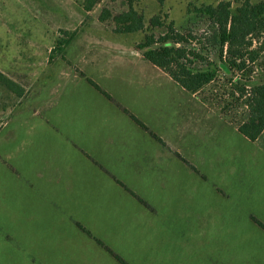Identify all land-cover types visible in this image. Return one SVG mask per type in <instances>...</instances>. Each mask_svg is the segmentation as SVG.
<instances>
[{"label":"rangeland","instance_id":"obj_1","mask_svg":"<svg viewBox=\"0 0 264 264\" xmlns=\"http://www.w3.org/2000/svg\"><path fill=\"white\" fill-rule=\"evenodd\" d=\"M84 1L0 0V264H264V132L248 139L147 60L143 32L101 22L127 0ZM204 2L136 7L184 30ZM250 68L264 82V50ZM231 81L209 96L242 120Z\"/></svg>","mask_w":264,"mask_h":264},{"label":"trees","instance_id":"obj_2","mask_svg":"<svg viewBox=\"0 0 264 264\" xmlns=\"http://www.w3.org/2000/svg\"><path fill=\"white\" fill-rule=\"evenodd\" d=\"M137 1L140 0H127L128 9L115 14L110 9H103L99 19L112 24L116 33L143 32V38L135 46L147 60L168 73L184 89L219 108L245 137L258 139L264 132V82L249 83L247 70L252 71L248 69L249 63L255 62L264 50V0L190 3L187 10L189 24L183 27L184 30L175 27L168 13L159 12L146 20L136 7ZM99 2L85 0L83 7L91 11ZM158 2L162 5L164 0ZM200 22L206 24L204 39L192 37L196 40L193 43L190 31ZM254 39L260 45L252 48ZM64 43L58 40L60 48ZM237 72L240 78L243 75V80L230 77ZM221 73L232 80L229 91L224 90L221 95L231 96L236 103L241 101L246 114L242 120L230 117L229 103L222 104L213 92L209 96L210 84L217 81ZM3 76L0 72V79ZM138 123L144 126L142 122Z\"/></svg>","mask_w":264,"mask_h":264},{"label":"crops","instance_id":"obj_3","mask_svg":"<svg viewBox=\"0 0 264 264\" xmlns=\"http://www.w3.org/2000/svg\"><path fill=\"white\" fill-rule=\"evenodd\" d=\"M110 24V23H109ZM158 67V66H157ZM164 71V70H163ZM183 88V87H182ZM17 96L19 95L20 96V98L21 99H23L24 97H26V96H24L25 94H23L21 91H17L16 93H15ZM194 94V93H193ZM195 95H197V94H195ZM198 96V95H197ZM204 102V101H203ZM206 103V102H205ZM208 104V103H207ZM211 106V105H210ZM213 107H215V106H213ZM217 108V107H216ZM219 109V108H218ZM221 113V112H220ZM222 115V114H221ZM223 116V115H222ZM142 124L145 126H143L144 128H146V129H148V127L142 122ZM141 125V124H140ZM142 126V125H141Z\"/></svg>","mask_w":264,"mask_h":264}]
</instances>
